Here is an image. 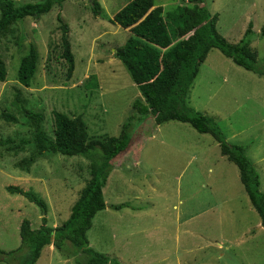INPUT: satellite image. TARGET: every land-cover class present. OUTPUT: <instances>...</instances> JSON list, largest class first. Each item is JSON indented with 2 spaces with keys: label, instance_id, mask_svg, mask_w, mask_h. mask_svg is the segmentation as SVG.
I'll return each instance as SVG.
<instances>
[{
  "label": "rangeland",
  "instance_id": "374dc122",
  "mask_svg": "<svg viewBox=\"0 0 264 264\" xmlns=\"http://www.w3.org/2000/svg\"><path fill=\"white\" fill-rule=\"evenodd\" d=\"M92 1L66 0L40 18L27 17L0 35V71L4 70V79H0V139L33 136V126L22 106L44 113V127L51 136L55 111L83 117L90 139L120 134L135 99L142 97L126 66L114 55L131 33L113 23L111 17L130 0H96L102 7L99 16L93 13ZM155 2L163 6L164 15L179 6L195 4L189 0ZM204 3L219 14L218 29L232 42L243 37L252 21V46L263 63L264 36L260 32L264 0ZM63 23L69 25L75 55L71 77L62 56ZM31 44L38 48L39 61L31 86L25 87L18 80V69ZM96 80L98 86H92ZM187 101L214 116L229 142L247 146L264 191V76L235 64L215 48L201 65ZM4 113L15 115L18 121H8ZM130 144L126 160L110 174V189L105 187L106 202L130 206L114 215H108L107 210L97 214L88 234L89 240L96 241L94 247L90 244L92 248L121 264H264L261 217L241 182L237 165L221 153L213 135L177 120L158 125L154 116H149L134 125ZM8 146L0 145V248L5 251L22 244L23 219L38 228L43 216L36 203L10 192L8 185L34 191L47 203L60 198L66 207L69 201L63 199L54 182L67 179L83 184L91 176L92 161L100 158L47 152L29 174L18 162L30 155L34 145L18 152ZM34 174L45 180H26ZM65 218L61 215L56 219L52 206L49 224L62 223ZM87 259L88 255L71 243L64 253L57 248L44 249L37 264H79L78 260ZM0 264L8 262L0 260Z\"/></svg>",
  "mask_w": 264,
  "mask_h": 264
},
{
  "label": "trees",
  "instance_id": "16d2710c",
  "mask_svg": "<svg viewBox=\"0 0 264 264\" xmlns=\"http://www.w3.org/2000/svg\"><path fill=\"white\" fill-rule=\"evenodd\" d=\"M65 1L41 0L18 4L15 0H0V35L5 34L11 25L27 17L40 18ZM189 1L194 2V6H179L164 15L163 6L156 5L155 0H130L111 18L113 23L129 29L131 33L126 42L116 48L114 55L124 63L142 94V98L134 101L133 112L123 123L119 135L107 136L103 140L90 139L83 117H71L55 111L54 135L51 136L44 127V113L22 106L33 126V136L19 140L11 137L0 139V145H9V149L17 152L28 144L34 145L30 155L18 162L22 170L29 171L33 163L47 152L69 156L99 155L100 158L92 161L91 176L73 205L70 217L56 227L48 224V204L36 192L16 185L7 186L10 192L22 194L36 203L43 216L39 228H33L29 219H23L20 225L22 244L10 251L0 248V260L8 264H36L46 245L53 243L58 249H64L66 242L70 241L88 255L87 262L82 264H121L118 259L92 248L88 231L97 212L107 207L103 189L115 168L113 160L131 145L134 125L149 116H154L158 125L177 120L191 124L200 133L213 135L219 142L221 153L239 168L241 181L264 228L261 175L247 154V146L229 142L215 117L195 109L187 101L200 67L213 48H218L235 64L264 76V62H259L258 52L252 46L253 23H249L239 41L232 42L219 31V14L211 12L205 0ZM101 8L98 1H92L96 16L100 15ZM58 19L63 21L62 15ZM61 26L62 56L67 62V76L71 77L75 70V55L69 25L63 23ZM260 35L264 36V25ZM38 61V48L31 44L18 69V80L23 86H31ZM3 71H0V79H4ZM92 86H98V81ZM4 117L8 121H18L13 114L4 113ZM124 206L129 204H118L115 208Z\"/></svg>",
  "mask_w": 264,
  "mask_h": 264
},
{
  "label": "crops",
  "instance_id": "0c3cea01",
  "mask_svg": "<svg viewBox=\"0 0 264 264\" xmlns=\"http://www.w3.org/2000/svg\"><path fill=\"white\" fill-rule=\"evenodd\" d=\"M101 5V4H100ZM115 15V14H114ZM113 15V16H114ZM112 16V17H113ZM111 17V18H112ZM218 24V23H217ZM218 27V26H217ZM213 49H215V48H213ZM213 49H211L210 50V52H209V54L213 51ZM209 54H208V56H209ZM207 56V57H208ZM205 62V61H204ZM203 62V63H204ZM202 63V64H203ZM200 72V71H199ZM198 76V75H197ZM197 78V77H196ZM195 78V79H196ZM191 90V89H190ZM189 94H190V91H189ZM138 97L139 98H142L141 96H137V99H138ZM188 97H189V95H188ZM136 100V99H135ZM190 105V104H189ZM200 111V110H199ZM206 114V113H205ZM211 116V115H210ZM214 117V116H213ZM216 119V118H215ZM171 121V120H170ZM168 122V121H167ZM182 122V121H181ZM187 123V122H186ZM219 143V142H218ZM132 149L130 148V147H128L125 151H123L121 154H119V156H117V157H115V159L113 160L114 161V164H115V168H116V166H121L123 163H124V161L126 160V153L128 152V151H131ZM248 153V152H247ZM45 155H43V156H41V157H44ZM248 156H249V154H248ZM41 157H39L37 160H36V162L41 158ZM226 157V156H225ZM250 157V156H249ZM227 158V157H226ZM228 159V158H227ZM251 159V161L253 162V164L255 165V167H256V163H255V161L252 159V158H250ZM230 161V160H229ZM34 164V163H33ZM114 168V169H115ZM257 168V167H256ZM114 169L112 170V172L114 171ZM239 169V168H238ZM31 170H32V166H31V168H30V170L29 171H25V173H31ZM257 170H258V168H257ZM259 171V170H258ZM112 172H111V175H112ZM239 172H240V170H239ZM121 175H122V178H123V174L122 173H120ZM261 175V174H260ZM38 175L37 174H34V176L33 177H30V176H28V178L26 179L27 181H28V179L29 180H33V179H35V180H39V181H44L42 178H39V177H37ZM56 179H60V178H56ZM240 179H241V177H240ZM63 181L64 182H60V183H58V182H54V184L56 185V187H57V189L58 190H61L62 192H61V194H63V199H66L67 201H69V203L67 204V206L65 207H62V205H61V203L59 202L60 201V198H59V200H52V202L50 201V202H48L47 204H48V212H47V219H48V224H49V211H51V208H52V206H53V208H54V214H55V217H56V219H58V218H60V216L62 215V216H65L66 218L64 219L65 221L70 217V215H71V212H72V207H73V205L77 202V200L80 198V196H81V192L83 191V189L85 188V186L87 185V181L86 182H84L83 184H77V182H75V181H73L72 180V182L71 181H69V180H67V179H63ZM242 182V181H241ZM71 183H73V184H75L76 186H73ZM107 183H109V185H110V176H109V178H108V181H107ZM243 184V183H242ZM261 184H262V180H261ZM106 186H107V184H106ZM105 186V187H106ZM105 187H104V189H103V191H104V196H105ZM260 188H261V185H260ZM108 189H110V186L108 187L107 186V190ZM68 191V192H67ZM264 192V191H263ZM66 196H67V198H66ZM75 196V197H74ZM109 197H110V200H112V195L109 193ZM107 204H109L108 205V207H106L105 209H103V210H100V211H98L97 212V214L99 213V212H102V211H105V210H107L108 211V215H114V214H116L119 210L121 211V210H123V209H126V207H128V206H124L123 208H121V209H117V208H115V205H118V204H129V203H126V202H124V203H119V202H113V203H110V202H106ZM130 206V205H129ZM97 214L95 215V217L93 218V224H92V227H91V229L88 231V234H90V232L92 231V229H93V227L95 226V223H96V217H97ZM63 220V222L62 223H60L59 221H54V223L51 225V224H49L50 226H52V227H56V226H59V225H61V224H63L65 221ZM22 223V222H21ZM261 223H262V220H261ZM258 224H259V222H258ZM31 225H32V227L33 228H35L34 226H33V223H31ZM42 225V224H41ZM40 225V226H41ZM39 228V227H38ZM261 228L262 229H264L263 228V226H262V224H261ZM90 241V244H91V246H93L95 243H96V241H91V239L89 240ZM68 245H70L71 246V242L70 241H67L66 242V244H65V247H64V249H58L53 243H51V244H49V245H46L44 248H43V250H42V253H43V251H44V249H46V248H48L50 251H55L56 250V248L58 249V250H60V251H62L63 253L65 252V248L68 246ZM94 247V246H93ZM98 250V249H97ZM116 250V249H115ZM98 251H100V250H98ZM101 253H102V251H100ZM116 252V251H115ZM42 253H41V255H42ZM109 254H113V252H109ZM119 254V253H118ZM41 257V256H40ZM39 257V258H40ZM118 257L120 258H122V255H118ZM87 262V260L86 261H83V260H78V263L79 264H82V263H86ZM37 264V263H36Z\"/></svg>",
  "mask_w": 264,
  "mask_h": 264
}]
</instances>
